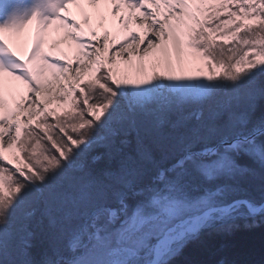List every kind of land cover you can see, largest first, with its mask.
I'll return each instance as SVG.
<instances>
[{
    "label": "rangeland",
    "instance_id": "obj_1",
    "mask_svg": "<svg viewBox=\"0 0 264 264\" xmlns=\"http://www.w3.org/2000/svg\"><path fill=\"white\" fill-rule=\"evenodd\" d=\"M84 1L86 0H69L59 13L68 17L75 13V8L82 12L85 10ZM49 2L57 3V0ZM118 2L114 13L125 29L124 36L115 35L108 43V49L104 46L97 48L94 57L89 54L90 48L86 44L80 43L68 33L70 22H65L59 13L51 18L43 15L41 19H30L14 10L10 11L14 20L8 15V20L0 24V42L7 49L3 43L13 47L9 37L14 36L16 26L21 27L23 20L25 24L28 22L34 27L29 36L26 32L23 34L33 44L34 34L39 33L36 27L41 23L39 30H43L38 34L39 44L46 43L49 47L43 58L45 66L48 65L51 69L49 72L41 71V87L35 83L30 66L25 62L20 71L25 75L23 81L29 88V96L35 101V105L29 113L26 111L25 115L18 117L15 116L14 108L11 115L10 109L9 112L0 110V128L3 132L0 134L3 139V143H0V264H25V253H20V259L16 260L3 245L17 241L16 237L20 238L27 226L33 229L32 232L39 231L41 237L51 240L45 231H41L43 224L40 218L48 215L46 208L57 204L65 208V213L69 211L70 214L92 199V193L99 191L98 193L104 194L105 190L97 187L100 184L88 182L90 187L87 190V181L78 179V175L84 172L91 175L89 167L85 166L86 170L82 172L79 169L73 171L78 160L84 158L90 162L97 159L89 156L93 144L110 141V134L126 136L132 132L139 135V139L144 136L149 140L153 138L151 132L154 130L150 128L151 123L155 124L156 121L153 114L157 112L156 115L159 116L162 114L166 118L169 115L174 117L169 109L175 105H182L187 109L195 106V109L200 110L197 124L205 130L202 133L203 142L211 137H221L217 145L208 148L205 146L201 151L185 152L168 168V171L178 167L181 171L187 169L189 174L193 172L188 167L190 166L196 169L195 173L203 174L197 193L190 192L191 196L188 195L184 202L171 201L174 206L159 200V204L150 203L149 207L139 209L133 207L134 210L123 205L120 209L106 207L91 214L83 211L82 219L77 218L71 225L75 235L68 241L69 255L59 257L52 264H60L59 261L64 262L63 264H158L176 252L189 236L202 228L211 227L218 219L245 213L253 215L255 213L251 212L260 206L259 211L264 210V194L257 191H254V199L261 198L262 203L259 205H254L243 197L225 201V193L231 190L234 175L236 177V173L246 170L245 166L236 163L234 152L243 151L256 164H264V130L255 134L264 127L254 129L245 136L242 129L246 124V109L242 111L243 107L240 106V114L232 109V105L237 101L241 104L244 97L248 106L255 96L261 94L256 82L264 75V0L260 3L256 0ZM151 7L156 8L153 13ZM134 10L141 11L143 17L134 18ZM83 14L88 18V12L83 11ZM96 15L101 20L104 19L103 12L98 11ZM153 15H159L160 18L157 20ZM12 26L13 29L10 28ZM64 28L67 32L64 33L65 36L73 40L78 54V58L69 63L70 78L67 77V72L62 71L67 65L66 61L58 57L54 49L56 45V50L64 58H68L64 48L58 43L62 39V33L58 31L63 32ZM130 29L129 39L126 31ZM134 29L139 32L134 33ZM142 29H147V33ZM168 31L177 40L176 45L171 43ZM107 32L103 31L105 35ZM90 34L94 36L95 30ZM136 34L139 44H136ZM9 51L12 53L9 54L10 58L17 59L16 52L11 48ZM1 60L2 57L0 63ZM39 60L43 64V60ZM4 61L9 60L5 58ZM53 78L61 79V91L52 90V94H45L42 90L51 85ZM17 97H22V91ZM0 100L4 105L7 104L6 98ZM205 104L206 107L209 104V108H206L207 115L201 113ZM14 105L16 107L17 100ZM226 111L234 115L226 114L222 116L225 117L223 120L221 115ZM209 112L213 114L210 115ZM182 117L185 120H179L181 124L178 125L186 130L191 126V120L184 115ZM37 119L43 121L38 124V128H34ZM223 122H227L228 126L225 127ZM171 125L172 121L169 120L161 129H167ZM144 126L145 132H142L141 128ZM231 128L233 137L227 139L224 134ZM35 129L43 131L49 144L39 139L40 136H35ZM68 130L69 135L66 133ZM26 136L28 140L24 143ZM154 139L153 141L156 140ZM163 141L167 143L164 139ZM144 142H137L139 157L150 160ZM112 149L113 147L108 151L109 154ZM108 152L106 157H109ZM38 160L44 161L46 166L32 169L31 166L38 163ZM247 171H251L249 173L252 175L255 173L253 170ZM165 173L166 170L161 171L152 180L163 182L174 176L173 172L170 176ZM44 178H48V182L41 187V194L35 192L31 195L28 190L27 193L19 190V184L24 190L27 189L25 185L37 189L30 180L41 183ZM73 178L77 179L73 181L76 186L71 188H76L74 194L67 187L71 185L68 180ZM109 181L118 183L114 177H110ZM62 189L68 200L58 196ZM80 193L83 198L75 206V198ZM135 195L140 202L143 195L139 192ZM71 206L75 207L71 209ZM61 213L63 218L56 213L59 224L54 221L50 225L53 231L50 234L56 236L55 241H50L51 247L53 244L55 246L49 249L51 255H60V241L64 236L67 240L64 233L67 229L64 227L65 223H62L66 216L62 211ZM29 231L31 232L30 229ZM23 239L22 236L18 240V245L23 243ZM6 247L11 248L8 245Z\"/></svg>",
    "mask_w": 264,
    "mask_h": 264
},
{
    "label": "trees",
    "instance_id": "obj_2",
    "mask_svg": "<svg viewBox=\"0 0 264 264\" xmlns=\"http://www.w3.org/2000/svg\"><path fill=\"white\" fill-rule=\"evenodd\" d=\"M260 1L262 0H256L257 3H260ZM256 84L261 94L253 98V106L252 104L247 106V99L245 97L241 101V104L239 101H235L236 103L233 102L235 104L232 105V109H235L233 111L238 114H240V110H238L240 106L241 108L243 107L241 109L242 111L246 109V124H244V129H242L245 136L252 133L254 129L256 130L264 127V75L259 77ZM208 106L209 104L207 107L205 104L202 108L200 107L201 113L207 115ZM169 113H173L174 117L169 115L168 118H166L167 116L164 115L163 117L162 114L159 116L156 115L157 112L153 114V116L155 115L156 121L155 124L151 123L150 128L151 130L154 128L151 132L153 135H151L156 139H154L155 141H153V138L149 140L144 138L142 132H145V126L141 128V137L143 136V139H139V135L133 132L126 136H121L120 134L111 136L110 134V141L106 140L107 142L104 141L103 143L93 144L90 147L89 156L92 158L97 157L96 160L93 161L92 159L90 162H87L84 158L80 159V161L78 160V163L73 167V171L79 169V172H82L86 170L85 166H87V168L89 167L91 170V175L85 174L86 172L80 176L78 175L80 181H87L85 182V188L88 190L90 187L88 182H93L94 185L100 184L97 186L99 190L105 191H103L104 194L98 193L99 191L96 192V194L92 193V199L87 201L84 205L78 206L70 214H68L69 211L65 213V208L63 209L57 204L45 209L48 215H42L40 218L42 219L40 222L43 224V230L41 231H45V233L49 235L50 241L56 240V236L50 234L53 233L50 225L53 224L54 221L59 224L56 213L57 216L63 218L64 215L62 216V211L66 216L62 219V223H65L64 227L67 229L64 232L66 233L67 240L64 239L65 236L63 237V234V238L61 237L62 240L60 241V248H62L60 255H51L50 250L52 247H55L54 244L51 247L50 241L46 240L43 236L41 237L39 231L35 230L32 232L33 229L28 226L24 229L22 244L18 245V240L20 241L22 236L20 238L17 236V241L13 240L10 244H4L3 247L14 255V259L16 260L20 259V253H25V264H52L55 260L59 259V257L64 258L63 256L69 255L67 254L70 250L68 241L75 235V230H72L73 227H71V225L74 224L77 218L82 219L83 211L91 214L106 207L120 209L123 205L130 208L129 210H134L142 207H149L150 203L159 204V200L166 203L169 202V204H171V201L175 200L184 202L183 200H186L185 198L190 195V192L197 193V188L201 183V175L203 174L200 175L195 173L196 169L193 166V168L188 166L193 171L189 174L187 173V169L181 171V168L178 167L168 171V168L179 160L185 152H191L192 150L201 151L205 146L208 148L217 145L221 137H211L206 142L201 140L203 138L202 133L205 130H202L199 124H197V115L200 114V110L198 111L195 109V106H190L188 109L183 108L182 105L171 106ZM209 114L211 115L213 112H209ZM226 114L234 115L230 113V111L223 112L221 115L223 120L225 117L222 116ZM183 115L191 120V126L186 130L178 125V123H180L179 120H185L182 117ZM167 119L168 121L166 122ZM169 120L172 121V125L167 127V129H161L162 125L169 123ZM226 123L227 122H223L224 125ZM227 126L226 124L225 127ZM229 131L224 134L227 139L233 137V133L231 132L232 128ZM42 132L38 133L36 136H40L39 139L49 144L48 139L44 138L45 135H43ZM233 132L235 134L236 130ZM66 133L69 135V130ZM163 139L167 142L166 144ZM143 141L146 143L145 149L148 157L151 158L150 160L141 159L139 157V146L137 142L143 143ZM112 147L111 154H109L108 151ZM107 152L109 157L105 156ZM234 159L238 165L245 166L246 170L242 173H236V177L234 175V179L231 181V190L225 193V201L230 202L243 197L251 201L254 205L261 204V198L259 200H257L259 197L254 199V191L264 194V164H256L254 159L246 155L243 151L234 152ZM37 162L38 163L31 166L32 169L36 170L38 166L41 169L46 166L44 161L38 160ZM163 170H166L165 174H167V176H170L172 172L174 176L163 182H158L157 179L152 180L158 177ZM247 170H253L255 172L254 175L250 174L249 172L251 171ZM44 172L46 173V170H44ZM65 174L68 175V173ZM110 177H114L115 180H118V183L109 181ZM30 178L34 179L33 177ZM47 179L48 178L42 179L40 181L41 183H39L38 180L36 182L30 180L35 184L37 189L25 185L27 189L24 190L20 184L18 187L19 190L26 191V193L28 190L30 194L35 192L41 194L42 192L40 189L44 183L48 182ZM75 180L77 179L73 178V180H68L71 183V185H67L68 189L76 186L73 182ZM159 186L161 187L159 188ZM131 188L133 189L130 190ZM75 189L76 188L71 189L73 194L77 191ZM90 189L95 191L93 188ZM160 189L162 191H160ZM153 190L156 191L153 192ZM138 192L140 195H143L140 197L142 198L140 202L139 197L135 195ZM65 193V190L62 189L58 196L67 199ZM72 193L70 195H72ZM82 198L83 194L80 193V195L75 198V206L80 203ZM171 205H173V203ZM75 206H71L70 208L73 209ZM133 207L135 208L133 209ZM59 211L60 214L58 215ZM141 212L143 211L141 210ZM53 216H55V219ZM28 229H30L31 232H28ZM69 234L71 235L69 236ZM7 245L11 246V248L6 247ZM59 263L63 264L62 261H59ZM159 264H264V210L253 215L245 213L231 218L218 219L211 227L202 228L194 235L189 236L176 252H173Z\"/></svg>",
    "mask_w": 264,
    "mask_h": 264
},
{
    "label": "bare ground",
    "instance_id": "obj_3",
    "mask_svg": "<svg viewBox=\"0 0 264 264\" xmlns=\"http://www.w3.org/2000/svg\"><path fill=\"white\" fill-rule=\"evenodd\" d=\"M84 2H85L84 3L85 4V10H83V11H86L89 13L88 18L84 17L83 11L81 12L80 10H77L74 7L75 13L73 10L74 14L68 16L69 22H70L68 33L75 36V37H78L81 40H83L84 44H86V46H88L90 48L89 54H91V57L92 56L94 57V51L96 53L97 48L104 46L106 49H108L107 48L108 43H110V41L113 40L115 35H118L119 37H121L122 35L124 36V33H125L124 30L125 29L122 28L119 21L117 20V16L114 13V7L119 3L118 0H97V1L86 0ZM120 3H122V2H120ZM97 9H98L99 13H102V12L104 13V19L103 20H101V18H99L98 15H96V12H98V11H96ZM121 9H123V8L121 7ZM151 9H152L151 12L153 13L156 8L154 9L151 7ZM140 12H137V10H136L134 12V14H132V15L134 16V18H135V16L136 17H143L141 14L142 12L141 13ZM153 16H155V19H157V20L160 18V17H158L159 15L158 16L153 15ZM39 19H41V18H39ZM23 21H24V23L22 24L21 27L16 26L15 31H14V36H12V38L9 37L10 44L13 47L9 46L6 43H3L7 47V49H6L2 45V42H0V55L2 56L3 59L7 58L10 61L9 65L7 64L9 66V71L6 68H3L2 66H0V99L6 98L8 100L7 104H5V105L2 102H0V110L2 111L5 109L9 112V109H10V115H11L12 108H14V110L16 111V114H15L16 117L25 115L26 111L29 113V111L35 105L34 104L35 101H33L29 96L30 90L25 85V83L23 81V79H25V75L22 74L20 71L22 65L25 62L27 65V62H28V66H30V71L33 74V78H34L35 83L41 87L43 85L41 83L42 82L41 71L49 72V70H51L48 65L45 66L44 58H43V52L47 48L49 50V47L46 46L47 45L46 43L45 44L41 43L42 45L39 44L38 34L40 35V33L43 30V28L39 30V27H40L39 25L41 23L38 24V26L36 27L37 30L39 31V33L36 32L34 34L35 43L33 44L29 41V39L25 38V36H23V34L26 32L29 36V32L34 31V29H33L34 27H32L31 23L27 22L25 24V20H23ZM64 27H66V25H64ZM10 28L13 29L14 26H12ZM94 30H95V34H94V36H92L90 34V32L94 31ZM104 30L108 31L106 35L103 33ZM134 30H135L134 33L139 32V31H136L137 29H134ZM131 31H132V29L126 31L129 39H130V32ZM142 31L144 33H147V29H142ZM169 31H172V29H169ZM169 31H168V35H170V37H171V43L176 45L177 40L175 39L172 32H169ZM58 32L62 33V39H61V41H58V43H59V45L62 46V48H64V50L68 54V58L67 59L64 58V55H62V53H60L58 50H56V45L54 46V49H55V53L57 54V56L64 59L67 63V65L64 66L62 71L67 72V77H68V74H69L68 70H70L69 63L73 62L76 58H78V54L76 53V45L73 42V40H69L68 36H65V34H64V33H67L66 28H64L63 32L62 31L61 32L58 31ZM139 35H140V33H139ZM135 37L137 38V34ZM40 39H41V36H40ZM50 41H51V39H50ZM92 43H94V44H92ZM136 44H139L138 38L136 39ZM10 48L12 50H14V52H16L15 56L17 57V61H12L10 59L9 54H12L9 51ZM78 48H80V47L78 46ZM39 59L43 60V64L41 63V61ZM12 62L17 63L15 68H14V64ZM68 78H70V77H68ZM59 81H61V79L53 78L51 85H49L47 87V89L42 90V91L45 92V94H49V92H51L52 90H54L56 92L61 91V82H59ZM20 91H22V97L18 98L17 95H19ZM50 94H52V92ZM15 100H17L16 107L14 105ZM31 103H32V105H31ZM0 114H1V112H0ZM41 119H46V118H41ZM0 120H1V117H0ZM37 120L38 121H36V123L34 124L35 126L33 125L34 128L35 127L38 128V124H40L43 121V120H39V119H37ZM32 130H33V128H32ZM34 131H35L36 135L38 133H40V129L39 130L35 129ZM2 133L3 132L0 128V134H2ZM27 140H28V136H26L23 139L24 143ZM0 143L1 144L3 143L2 137L0 138Z\"/></svg>",
    "mask_w": 264,
    "mask_h": 264
},
{
    "label": "water",
    "instance_id": "obj_4",
    "mask_svg": "<svg viewBox=\"0 0 264 264\" xmlns=\"http://www.w3.org/2000/svg\"><path fill=\"white\" fill-rule=\"evenodd\" d=\"M264 129H261V130H258L255 134H259V133H261L262 131H263ZM253 136V135H252ZM260 208H261V206L260 207H257V209L256 210H254L253 212H251V213H258L259 212V210H260Z\"/></svg>",
    "mask_w": 264,
    "mask_h": 264
}]
</instances>
